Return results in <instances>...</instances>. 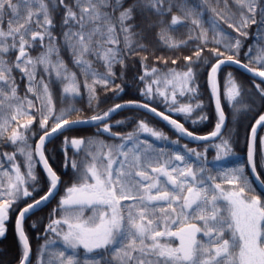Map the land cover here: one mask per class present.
Returning <instances> with one entry per match:
<instances>
[{"label": "snow or ice", "instance_id": "6c2138e0", "mask_svg": "<svg viewBox=\"0 0 264 264\" xmlns=\"http://www.w3.org/2000/svg\"><path fill=\"white\" fill-rule=\"evenodd\" d=\"M144 2L145 0H136L134 4L123 8L122 0H75L72 6L65 4L64 0H59V4L65 8L63 24L67 30L62 33L64 42L72 52L73 64L85 77L84 87L89 90L90 101L95 98L96 86L101 84L108 86L113 80L115 76L112 71L113 65L123 63L124 51H135L131 43L134 35L133 26L128 22L133 19L134 11ZM237 3L242 11L238 21H235L233 14L234 23L229 24L230 28L238 25L236 31L244 38L247 37V29L251 25L264 29V6L261 5V0H237ZM22 6L28 9L35 8V11L28 10L23 23H19ZM56 6V0H17L16 3H13V0H0V117L3 116L5 100L19 101L15 109L16 115L11 116L10 119L0 118V140H3L9 124L16 120L17 115L28 114L25 102L28 109L35 107L27 96L20 101L15 78L11 76L13 68L20 70L27 77L29 82L27 92L41 101L36 111L41 117L39 131L43 132V135L39 136L35 149L33 150L28 143L29 139L37 134L31 132L34 117L20 126L24 131L13 130L7 138L10 144L16 146V152L3 154L10 169L0 163V238L6 236L10 213L17 211L19 203L28 198L34 201L20 208L15 220V231L21 248L19 264H32L31 245L23 227L27 215L53 198L61 182L60 177L49 164L48 157L45 156V145L58 132L62 133L73 125L89 123L86 120L66 119L65 117L76 111L71 106L61 109L57 115L50 89L51 82L45 83L43 77L39 81L36 80L35 69L42 67L49 75L54 72L56 79L63 84V98H75L79 95L80 83L77 74L68 71L67 65L60 58L57 38L52 35L55 26L52 13ZM148 6L158 14L171 12L172 8L177 7L184 14L185 19L181 20L173 16L170 27L184 23L188 18H191L194 27H201L200 17L203 13L197 10L201 6L198 4L190 6L189 0H181L179 5L173 0H150ZM73 7L78 11H73ZM121 8L123 10L116 16V11ZM5 17H10L7 21V30L3 27ZM209 23L213 31L219 27L216 19H212ZM14 24L16 26H13ZM33 25L39 30H33ZM120 34H123L124 48L118 47L121 42ZM198 38L205 44L210 42L207 30L202 31ZM9 40H11L10 44ZM45 40H47L46 46ZM37 41L45 47V50L33 58L29 55L28 49ZM212 42L220 44L221 40L213 37ZM242 46V39L236 38L235 43H229L226 48L238 55ZM13 50H18V55H16V63L9 66V62L4 60L3 56ZM252 50L250 47L245 55L250 57ZM202 51L201 49L195 53V59L191 56L184 58L189 62L187 71L173 72L172 79H166L168 85H173L174 82L180 85V95H184L185 92L196 94V72L191 65L201 61ZM257 51V57L250 59V63H256L259 67L250 68L248 64H241V61L234 59L232 55L221 59L223 53L212 50L211 55L216 59V63L211 66L208 84L212 95L216 98L218 122L215 124V130L207 136L197 137L170 116L163 112L157 113V110L150 108L147 103L140 104L134 101L116 104L102 114L92 116L90 121L103 123L119 109L135 105L159 115L181 135H187L194 140L207 141L210 138H221L222 129L226 125L220 105L217 73L223 65L235 63L262 78L261 83H264V70H262L264 48H258ZM89 55L102 61L107 71H96L92 61L85 58ZM204 63L207 64L209 61L205 60ZM89 78L92 79L91 84L88 83ZM140 79L143 80L144 77ZM159 83L153 81V84ZM227 85V98L230 101L241 96V87L237 85L231 73L228 74ZM4 87L9 88L10 95L4 93ZM255 88L264 100V88L259 84H256ZM120 90L117 86V91ZM157 91L160 96H165L167 99L164 92H159L158 89ZM142 94L151 99L152 85H148ZM172 101L174 105L175 91L172 92ZM8 107L11 108L12 104L9 103ZM196 107L199 108L201 105L197 104ZM244 107L248 106L244 105ZM192 110L191 105H180L178 108L169 109L184 114H189ZM49 120L57 121L50 130ZM257 126L264 127V114L260 115L251 127L247 159L254 174L257 166L255 160ZM110 129L111 126L104 123L103 131L110 132ZM137 131L149 133L156 139H167L161 132L150 128L143 121L139 122ZM24 132H28L29 135H25ZM136 138L137 133H129L121 139L132 142ZM64 143L66 146L74 147L78 154L83 145L93 142L84 138L69 140L66 137ZM261 144V155L264 157V139L261 140ZM105 147L107 146L101 142L100 148ZM114 147L117 157L115 160L112 159L113 153L110 148L108 153H101L99 156H91V153H87L86 155L91 156L92 160L87 165L68 159L65 149V167L70 165L77 172V176L76 182L65 190L66 194L61 198L58 209L54 210H59L64 215L60 219L53 220L46 229L60 235L57 228H66L62 233L64 251H60L56 258H49L47 264H82L81 250L84 256L83 264H264V199L259 194H253L255 190L245 174V166L228 168L222 170L218 176H211L205 175L204 167L193 169L190 165L186 168L175 165L174 162H186L192 157L197 160L202 158L201 153L196 152L195 149H187L186 146H184L185 155L177 154L173 159L160 163L159 167H152L154 153L149 151L150 145L144 147L134 143L133 147L127 150L124 144ZM216 148L217 161L227 159L233 154L228 139H222L221 144L216 145ZM17 153L23 157L24 171H21L20 164L15 163ZM159 155L162 153L155 154V156ZM114 164L117 167L114 168ZM37 165H42L49 185L47 192L39 199H35L34 196L35 192L41 190L37 187L40 183L36 175ZM137 169L143 170L137 171ZM148 170L155 175L149 174ZM256 175L259 179V174ZM5 176L8 179L6 185L3 182ZM217 179L231 187L226 188L222 183H213ZM86 212L91 214L86 215ZM177 225L183 227L173 231L172 229ZM198 234H201V239H197ZM176 239L179 243L173 246L172 242ZM50 243L52 242H46L41 246L39 250L41 256L37 264H45L43 257Z\"/></svg>", "mask_w": 264, "mask_h": 264}, {"label": "trees", "instance_id": "16d2710c", "mask_svg": "<svg viewBox=\"0 0 264 264\" xmlns=\"http://www.w3.org/2000/svg\"><path fill=\"white\" fill-rule=\"evenodd\" d=\"M214 1L216 2V5L214 6L216 10L215 12H222L224 16L223 20L218 21L217 16L213 14V19H216L219 22L218 30L220 39L226 40L230 38L229 40H231L232 44H234L236 38H241L243 44L238 55L235 54L234 51L228 54L220 51V53H223L221 57H228L232 55L234 58L243 61L252 68H258L259 65L256 63H250V59H255L257 57L258 48H264V29H258L256 25H251L247 29V37H242L241 34L236 31V26L238 25L231 28L229 27V24L234 23L232 18L233 14H235V21H238L240 12L242 11L240 5L237 3V0H211L210 2ZM173 2L179 5L181 0H173ZM149 3L150 0H145L144 4L133 13L135 33L138 37L137 40L141 43L140 45H143V47L136 51L134 55L129 57V61L133 64L134 70L137 73V81L130 84L131 88H128L127 86L123 87L124 89L115 94L113 99L104 108L94 111L95 115L102 114L118 102L137 100L146 102L155 106L157 109L170 114L179 122L184 124L188 130L194 133H209L213 131L215 124L218 122V115L213 104V95L209 88L208 75L212 64L216 63V59L211 55V52L212 50L219 51L220 48L215 42H212V38L214 36H211L210 34L208 36L210 42L205 44L200 41L198 38L200 36L198 28L192 25L191 18H188L184 23H178L177 25L170 27L173 16H177L181 20L185 19L184 14L179 11L177 7L172 8L171 12H166L160 15L148 6ZM189 3L190 6L197 4L200 5L201 7L197 10L202 12V5L199 1L189 0ZM261 5L264 6V0H261ZM204 17L205 14L202 15V18L200 17V19H203L205 23L208 22V18ZM166 39H170L173 43L177 42L182 46L168 48L165 45ZM250 47L253 50L251 52V56L248 57L245 53L249 51ZM201 49L203 50L201 61L198 64L191 65L196 72L195 86L197 88V92L195 95L188 92H185L184 95H180V85L178 83L174 82L173 85H168L165 81L166 79H172L171 73L173 72L182 73L187 71L189 62L184 58L191 56L195 59V53ZM205 60L209 61V63L205 64ZM173 61H175V63H173ZM142 66L146 68L147 77L140 74ZM153 69H155V73H153ZM229 73H231L232 78L235 80L237 85L241 87V103L236 106H232L229 100L223 96L225 77H228ZM118 75L119 76L117 77L115 85L119 84L120 72ZM159 75H164L162 77L164 79V85L162 87L158 86L161 89L158 90L159 92H164L167 99H165V96H160L157 89H155L156 92L153 93V87L152 97L149 99L142 94L143 90H145L148 85H152L153 81L159 79ZM140 77H144V79L141 80ZM219 82L221 102L224 111L228 116V123L222 137L212 142L191 141L176 131L173 126L165 124L156 117L136 109L122 110L118 112L109 123H107L111 126L110 131L112 133H119L122 137H126L129 133H137V138L132 142L122 140V137L117 138L107 135L100 129V126L72 127L63 131L48 142L46 145V156L48 157V161L52 168L61 177V186L56 196L50 199L41 210L29 214L25 220V231L32 248V264H37L35 262V252L38 245L43 240V237L46 233H48V235L52 234L50 231H46V223L48 221L60 219L64 215L61 211L54 210L58 209L60 200L64 196L63 193L65 190L76 182L75 178L77 176V172H75L70 165L67 168L65 167V149L68 159L75 160L77 163L82 162L84 165H87L92 162L91 156L101 155L98 151L101 150V142L107 146L102 149L105 154V151L110 149L111 145L119 146L124 144L125 150H127L129 146L133 147L134 143H139L144 147L150 145L151 149H149V151L154 153L152 167H159L160 163L173 159L177 154L185 155L186 149L184 146H186L187 149L200 147L206 150L203 161H201V167H204L206 170L205 175L218 176L222 170L243 165L245 166V174L255 190L253 194H259L261 198L264 199V194L260 192L250 177L247 164L248 138L251 127L259 116L264 113V100L261 99L255 85L259 84L261 88H264V83H261V80L245 74L243 71L234 66H224L221 69ZM144 83L145 85H143ZM173 91L176 92V102L174 105L172 101ZM87 99V97L86 100L85 98H81L78 111L66 119L70 120L92 116L91 111H93L95 103ZM197 104H200L201 107H196ZM180 105H191L193 110L189 114L169 111L170 108H178ZM244 105H247L248 107H244ZM258 108L259 110H257ZM237 109H239V111H237ZM35 116V122L37 123V127L39 129V119L41 117L39 116V113H36ZM205 116L207 119H202V117ZM118 121L120 123H117ZM140 121L147 123L148 126L155 131L161 132L165 137H167V139H156L149 133L138 132L137 130ZM53 122L54 120H49V129L55 125ZM66 137L69 140L72 138H84L86 141L91 140L93 143H86L83 145L82 149L77 154L74 147L65 145L64 141ZM222 139L229 140L233 154L227 159L217 161L216 157L218 153L216 145L221 144ZM262 139H264V127H262L258 133L256 151V167L260 177L264 181V167L261 166L264 165V157L261 155ZM7 142L8 141L3 138L0 143V151L2 154H4L7 150ZM87 153H91V156L86 155ZM156 153H162V155L155 156ZM113 158L116 159L117 157ZM192 159L193 157L191 159H187L186 162L174 163L179 168H186L194 163ZM115 167H117V165H115ZM139 170L143 169H137V171ZM148 171L149 174L155 175L154 173H151L150 170ZM36 172L40 181L37 187L41 190L34 193L35 199L42 196L47 191L48 187L46 175L39 166ZM213 183H222V186L226 188L231 187L224 185L220 179L213 181ZM31 201H33V199L28 198L18 205V209L11 219L9 233H7L2 240H0V253L2 251L8 258L7 261H3L4 257H0V264H19L21 248L15 231V220L18 210ZM123 203L127 204L128 202ZM87 213L88 212H86V215H88ZM56 251L59 252V249Z\"/></svg>", "mask_w": 264, "mask_h": 264}, {"label": "rangeland", "instance_id": "374dc122", "mask_svg": "<svg viewBox=\"0 0 264 264\" xmlns=\"http://www.w3.org/2000/svg\"><path fill=\"white\" fill-rule=\"evenodd\" d=\"M196 1L197 2L199 1L201 3V5H202V13H203V15L205 14L206 18H208V22H206V23H205V21H203V19H201V27L198 28L199 35H200V33L202 31L207 30V35L208 36L210 34L211 36H214L216 39L221 40L220 37H219V30H218L219 27L217 29H215V31H213V30H211L210 23H209V21H211L213 19V17H214L213 14H215L217 16L218 21L223 20V18H224L222 12H219V11L215 12L216 10H215L214 6L216 5V2L215 1L214 2H210L211 0H203V2H202V0L201 1L200 0H196ZM16 2H17V0H13V3H16ZM64 3L69 5V6H72V5L75 4V0H64ZM134 3H135V0H122L123 8H127V7H129L130 5H132ZM56 4H57L56 9L52 13V19H53V22H54V25H55L54 28L52 29V35L57 38V45H58V47L60 49V58L67 65L68 71L69 72H75L77 74V79H78V81L80 83L79 95L76 96L75 98H67V99L63 98V96H62L63 84L56 79V76H55L54 72L51 75H49L48 73H46L43 70L42 67H37L35 69V71H36V80L39 81L41 79V77H43L45 83L51 82L50 83V89H51V92H52V95H53V104H54V107H55L57 115L59 114V111L61 109H65V108H68L70 106L74 107L76 109V111L71 113V115H73V114H75L78 111V107H79L81 98H83V99L85 98V100H86V97H87L89 99L90 93H89L88 88L84 87V79H85V77L81 74V70L77 66H75L73 64L72 52H71V50L68 48V46L64 42V38H63L62 33L67 30V28L63 24V19H64V15H65V8H64L63 5L59 4V0H56ZM123 8L117 10L115 15L118 16L119 15V11H122ZM205 9H207V11H204ZM213 9L215 11H213ZM28 10L35 11V8L28 9V8L23 7V6L20 8L19 23H23L24 19L27 17ZM73 11H78V9L73 7ZM109 11H111V9H109ZM217 13H219V15H217ZM201 18H202V16H201ZM8 19H10V17H5V22H4V25H3L5 30H7V21H8ZM128 23L133 26L132 27V32L134 33V35L131 38V43H132L133 47L135 48V51L128 52L127 50H125L124 53H123V63L122 64L113 65L112 71L114 72L115 76H114L113 80L110 81L108 86H103V84L96 86V88H95V98L91 100V102L95 103L93 111H91L92 115H95L94 111H98V110L104 108L113 99V96H115V94H117L118 92H121L124 89L123 87L127 86L128 88H131L130 84H132V83L137 81V75H136L137 73L134 70L133 64H131V62L129 61V57L131 55H134V53L141 48L140 47L141 43L138 42V40H137L138 37H137V35L135 33L134 20L132 19ZM13 26H16V25L14 24ZM33 30H39V29H37L35 27V25H33ZM119 38H120L121 42L118 45V47L119 48H124L123 34H120ZM229 39L221 40L220 44L216 43L219 46V48H220L219 52L222 51L225 54H228V53L232 52V51H228L227 48H226V46L229 43H232L231 40H229ZM200 41L203 42L201 39H200ZM8 43L10 44L11 40H9ZM171 44H179V43H177V42L173 43V41H171L170 39H166L165 40L166 47L174 48V47H170L169 46ZM44 45L45 46L47 45V40L44 41ZM44 50H45V47L41 46V43L39 41H37L33 47L28 49V53H29L30 56L35 58L38 55H40ZM100 51H103V50L100 49ZM10 53L11 54H18V50H13ZM10 53L5 54L3 56V59L9 62V66H12V65H14L16 63V60L11 59V58L9 59ZM85 58L90 60V61H92V66H93V68L96 71H98V72H106L107 71V69L103 66L102 61L97 60V58L95 56L89 55V56H87ZM21 66L23 67V65H21ZM140 71H141L140 72L141 75L147 77V75H146L147 71H146V68L144 66L141 67ZM119 72H120V77H119V82H118L119 84L115 85L117 77L119 76L118 75ZM11 76L13 78H15V86L17 87V90H18L17 94H18V96L20 98V101H23L24 97L27 96V98L29 100L33 101V104L35 105V107L31 108V109H28L27 105H26V102H25V109H26L28 114H26V115H17L16 116V120L12 121L9 124L7 132L4 133V138L7 141H8L7 138L11 135L13 130L24 131L20 126L24 125L29 119H33L34 117L36 119L35 114L38 113L36 111V109L39 108L40 104H41V101L35 99V97L33 96L32 93H28L27 92V88L29 86V82H28L27 77L24 76L21 73L20 70L13 68ZM163 76L164 75H159V79L155 80V81H159L160 82L159 84H152L153 93L156 92L155 89L161 90L158 86L162 87L164 85L163 84V80L164 79L162 78ZM160 78L162 79V82H161ZM227 80H228V77H225V87L223 89V96H225L226 99H228L227 98V88H228ZM88 83L89 84L92 83V79L91 78L88 79ZM143 85H145V83ZM117 86H119V89H121L120 91H117ZM33 87H36V85H33ZM3 91H4L5 94L10 95V91H9L8 87H4ZM229 102H230V104L232 106H234V105L236 106L237 104L241 103L240 102V97H237L236 100H231V101L229 100ZM9 103L12 104L11 108L8 107ZM18 103H19V101H8V100H5L4 101L3 116L0 117V118H2V119H10L11 116L16 115L15 109H16ZM257 110H259V108ZM71 115H69L67 117H70ZM67 117H65V118H67ZM35 119L33 120V125L31 126V132L32 133H37V134L35 136H32L29 139V141H28V143L32 146L33 150L35 149L36 141L38 140V137L41 134V131H39V129L37 127V123L35 122ZM56 122L57 121H54L53 123L55 124ZM102 130H103V128H102ZM24 134L25 135H29L28 132H24ZM1 141L2 140H0V143H1ZM114 146H116V145H111V147H110L112 149V153H113L112 159H115L113 157H116V154H115L116 153V149H115ZM131 147L132 146H129L128 148H131ZM192 149H195L196 152H199V153L202 154V158L201 159L197 160V158H195V157H193V159H192V161L194 163L191 164V167L193 169H198V168H200L202 166L201 165V161H203V158L205 156L206 150L203 149V148H200V147L192 148ZM98 151L100 153H103L102 149L98 150ZM108 151H109V149H107L105 152L108 153ZM14 152H16V146L10 144V142L8 141L7 142V150L5 151V153L11 154V153H14ZM0 163H2L4 165V167L6 166L7 168L9 167V169H10V165L7 163L6 157L3 156L1 151H0ZM15 163L20 164L21 165V171H24V168H23V157L21 155H19V153H17V155H16ZM105 163H106V160H105ZM113 167H115V164L113 165ZM37 169H38V166H36V171H37ZM36 174H37V172H36ZM3 182H4L5 185L7 184L8 179H7L6 176L3 177ZM29 190L31 191V189H29ZM19 204H21V203H19ZM14 213L15 212L10 213V220L7 223V233H9L10 225H11V219H12V216L14 215ZM87 214L90 215L91 213L88 212ZM51 222L52 221H48L46 223V227H48V225ZM190 222L194 223L195 221H190ZM180 226H183V225H177L172 230L174 231V230H176V228H178ZM64 230H66V228H63V229L59 228V227L57 228V232L60 233V235H57V233L54 234L53 232H51L52 233L51 235H48V233H46V235L43 237V240L41 241V243L38 245V247L36 249V252H35L36 253V256H35V262L36 263H37L38 258L41 256V252L39 250L41 249L42 245H45L46 242H52V243L48 244V247L46 249V254L43 257L44 261H45V264H47V261H48L49 258L58 257V253L61 250L62 251L64 250L63 243H62V233H63ZM3 238H0V240H2ZM198 239H201V234H199ZM172 243H173V246L178 244L177 239L173 240ZM57 249H59V252L56 251ZM0 257H4L3 261H7L8 260L7 256L2 251L0 253ZM80 259H81V262L83 264L84 256H83V251L82 250H81Z\"/></svg>", "mask_w": 264, "mask_h": 264}, {"label": "water", "instance_id": "95a60500", "mask_svg": "<svg viewBox=\"0 0 264 264\" xmlns=\"http://www.w3.org/2000/svg\"><path fill=\"white\" fill-rule=\"evenodd\" d=\"M227 57H222L221 59H226ZM234 59H236V58H234ZM241 61V60H240ZM241 64H246V63H244L243 61H241ZM224 66H234V67H237L238 69H240L241 71H243L245 74H247V75H249V76H251V77H253V78H255V79H258V80H261L262 78H260L259 76H257V75H255L254 73H252V72H250V71H246L243 67H241V66H239V65H237V64H235V63H231V64H225V65H223L222 66V68L224 67ZM250 67V66H249ZM221 68V69H222ZM251 68V67H250ZM221 71V70H220ZM220 71L217 73V76H216V80H217V83H218V91H219V98H220V105H221V108H222V110H223V113H224V116H225V125L227 126V122H228V116L226 115V113H225V111H224V108H223V106H222V102H221V95H220V82H219V74H220ZM127 102H130V101H123V102H119L118 104H127ZM134 102H138V103H140V104H144L145 102H142V101H134ZM148 104V103H147ZM213 104H214V107H215V110H216V112H217V109H216V98L213 96ZM149 105V107L150 108H155L156 110H157V113H160V112H163V111H160L159 109H157L155 106H152V105H150V104H148ZM125 109H136V110H141V111H144V112H146V113H148V114H150V115H152V116H154V117H156L157 119H159L160 121H162L163 123H165V124H168V125H171L168 121H165V120H163L159 115H155V114H153V113H151L150 111H148V110H146V109H144V108H142V107H136L135 105H129V106H127V107H124V108H122V109H119L117 112H115V113H113L111 116H110V118H107L103 123H106V122H108V121H110L118 112H120V111H122V110H125ZM165 115H167V116H170L171 117V119L172 120H176V121H178L176 118H174L173 116H171L170 114H168V113H165V112H163ZM218 115V114H217ZM90 118L91 117H89V118H81V119H73V120H86V121H89V123H81V124H77V125H73V126H71L70 128H72V127H77V126H80V127H90V126H96V125H100V124H103V123H98V122H92V121H90ZM178 123H180V124H182L181 122H179L178 121ZM255 124V123H254ZM184 125V124H183ZM172 126V125H171ZM226 126L222 129V133L225 131V128H226ZM184 128H186L185 126H184ZM262 127H260V126H257V134H256V141H255V160H256V144H257V137H258V133H259V131H260V129H261ZM187 129V128H186ZM67 130V129H66ZM188 130V129H187ZM214 130H215V127H214ZM213 130V131H214ZM65 131V130H64ZM189 132H192V131H190V130H188ZM104 132V131H103ZM212 132V131H211ZM211 132H209V133H211ZM106 134H108V135H110V136H117L116 134H113V133H111V132H105ZM195 136H197V137H199V136H207L209 133H206V134H198V133H194V132H192ZM60 134V132H58L57 134H55L51 139H50V141L55 137V136H57V135H59ZM43 135V134H42ZM186 138H188V139H190L191 141H197V142H212V141H214V140H216V139H218V138H210L209 140H207V141H203V140H194V139H192L191 137H189V136H187V135H184ZM250 141H251V132H250V135H249V142H248V147H249V143H250ZM39 142V139L37 140V142H36V144ZM47 144V143H46ZM46 146V145H45ZM45 156H46V154H45ZM40 167L42 168V165H40ZM43 169V168H42ZM248 170H249V172H250V174H251V176H252V178H253V180H254V182L256 183V185H257V187H258V189L264 194V183H261V181H263L262 179H261V177H260V175H259V179H257V175L256 174H259L258 173V171H257V168H256V173L254 174L253 172H252V169H251V167L248 165ZM44 171V170H43ZM59 186H60V184H59ZM59 186H58V189H59ZM57 192H58V190H57ZM56 192V193H57ZM56 193H55V195H56ZM54 195V196H55ZM48 201H46L45 203H42L37 209H33L29 214H31V213H34V212H37V211H39V210H41L43 207H44V205L47 203ZM33 203V202H32ZM25 207V206H24ZM28 214V215H29ZM27 215V216H28ZM23 227H24V225H23ZM183 227V226H182ZM199 235V234H198ZM197 235V236H198ZM31 254H32V250H31Z\"/></svg>", "mask_w": 264, "mask_h": 264}, {"label": "flooded vegetation", "instance_id": "af4514ba", "mask_svg": "<svg viewBox=\"0 0 264 264\" xmlns=\"http://www.w3.org/2000/svg\"><path fill=\"white\" fill-rule=\"evenodd\" d=\"M16 55H18V54H11L10 53V55H9V59L11 58V59H14V60H16ZM15 57V58H14ZM76 150V149H75ZM40 166V165H39ZM41 168V167H40ZM43 171V170H42ZM45 174V173H44ZM60 177V176H59ZM60 181H61V177H60ZM60 186H61V182H60ZM47 189H48V187H47ZM59 190H60V188H59ZM47 192V191H46ZM45 192V193H46ZM66 194V191L63 193V195H65ZM37 199V198H36ZM32 202V201H31ZM31 202H28V203H31ZM28 203H26V204H28ZM25 204V205H26ZM24 205V206H25ZM18 216V213H17V215H16V217ZM24 229H25V224H24ZM26 232V231H25ZM177 241H178V239H177ZM178 243H179V241H178Z\"/></svg>", "mask_w": 264, "mask_h": 264}]
</instances>
